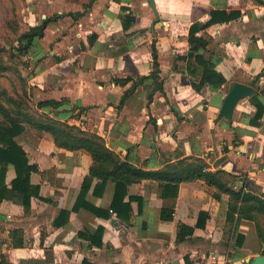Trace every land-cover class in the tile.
I'll use <instances>...</instances> for the list:
<instances>
[{"label": "crops", "instance_id": "crops-1", "mask_svg": "<svg viewBox=\"0 0 264 264\" xmlns=\"http://www.w3.org/2000/svg\"><path fill=\"white\" fill-rule=\"evenodd\" d=\"M154 2L157 15L147 0L32 4L29 10L48 14L24 60L38 102L60 103L41 113L101 137L146 173L193 179L103 182L90 175L88 152L25 126L15 140L37 167L30 185L39 191L28 206L20 193L0 201V252L11 264H184L213 254L251 264L263 255L255 223L229 222L230 196L193 173L201 165V173L220 172L227 187L264 197V0ZM128 16L134 22L124 30ZM36 17L32 27L40 25ZM191 29L227 81L217 89H195L199 78L180 60ZM231 82L254 88L263 106L257 122L253 95L231 121L219 116ZM15 177L8 166V189Z\"/></svg>", "mask_w": 264, "mask_h": 264}, {"label": "trees", "instance_id": "trees-1", "mask_svg": "<svg viewBox=\"0 0 264 264\" xmlns=\"http://www.w3.org/2000/svg\"><path fill=\"white\" fill-rule=\"evenodd\" d=\"M46 20L39 26L33 27V32L29 34L27 42L23 49V54H26L30 48L32 41L35 37H41L45 29ZM123 29L127 30L134 22L133 17H125L122 20ZM195 29H191L189 35L190 51L186 57H181L180 60L187 62V69L189 74L199 78L197 84H193L194 88L200 90L203 86H209L212 89H217L227 83L226 79L215 70V64L212 60L206 59L204 52L207 47V41L202 38H196ZM202 53H199V51ZM153 60L155 66L156 54L153 52ZM195 65H193V62ZM199 72V73H198ZM128 96V92L124 94L121 99L123 103L124 99ZM1 97L5 98L7 102H10V109L3 101ZM256 105L257 113L255 120L258 121L261 118L263 112V106L258 100V96L255 94L250 99ZM60 105L55 101H40L36 103L37 109H42L48 106L56 108ZM20 99H11L7 95L6 91L0 92V201L4 198H8L10 193H20L23 196V204L29 205V200L32 196H38V187H32L30 185V175L32 172L37 171L35 165H30L27 159L25 151L16 142L15 138L25 130V126H31L37 132L49 133L57 146L70 150L82 149L88 152L93 160V166L90 169V175L100 178L103 182L108 179L123 181L126 184L132 180H140L146 177H155L164 179L169 183L175 181L180 182L190 180L186 176L172 178L163 177L161 172H149L146 173L133 165H131L127 159L120 160L119 156L110 151L105 145L103 139L95 134L81 131L75 125H68L67 123L56 121L53 118L48 117L44 113L34 117V115L26 113L28 107ZM85 109H81L83 111ZM45 117V118H44ZM180 161V163H183ZM8 166H12L16 172L15 179L11 182L10 189L5 185V177ZM202 166L199 165V169L193 173L195 178H203L209 186H214L219 193H226L230 196L231 202L228 205L227 220L233 225L237 226L241 220H249L255 223L259 238L262 237L261 230L257 225L258 215H264V197L255 193L246 192L242 187H227L226 181L219 177L220 172L216 173H201ZM177 188V186H176ZM215 197L218 199V193H215ZM163 219L170 220L171 216L164 217ZM243 237H238L240 240ZM13 246H22V242H13ZM264 255V250L262 251ZM0 264H11L7 256L0 252Z\"/></svg>", "mask_w": 264, "mask_h": 264}, {"label": "rangeland", "instance_id": "rangeland-1", "mask_svg": "<svg viewBox=\"0 0 264 264\" xmlns=\"http://www.w3.org/2000/svg\"><path fill=\"white\" fill-rule=\"evenodd\" d=\"M32 4L46 9L48 0H0V92L6 91L11 99L22 100L29 109L26 113L37 118L41 115L36 107L39 98L30 84V72L27 70L23 49L26 37L33 32L31 25L36 20L35 15L41 25L48 13L46 10H29L28 7ZM1 101L13 109L4 97H1ZM257 225L261 230L260 239L264 246L263 214L258 215Z\"/></svg>", "mask_w": 264, "mask_h": 264}, {"label": "water", "instance_id": "water-1", "mask_svg": "<svg viewBox=\"0 0 264 264\" xmlns=\"http://www.w3.org/2000/svg\"><path fill=\"white\" fill-rule=\"evenodd\" d=\"M149 6L157 15V11L155 8L154 0H147ZM255 93L254 88L250 85H246L239 82H231L229 84L228 92L225 95L223 100L221 110L219 116L227 121H231L233 119L234 110L237 104L248 98L251 97ZM251 264H264V255H257L251 261Z\"/></svg>", "mask_w": 264, "mask_h": 264}, {"label": "built area", "instance_id": "built-area-1", "mask_svg": "<svg viewBox=\"0 0 264 264\" xmlns=\"http://www.w3.org/2000/svg\"><path fill=\"white\" fill-rule=\"evenodd\" d=\"M184 264H227V262L224 259H221L219 255L213 254L206 260L192 258L189 262Z\"/></svg>", "mask_w": 264, "mask_h": 264}]
</instances>
